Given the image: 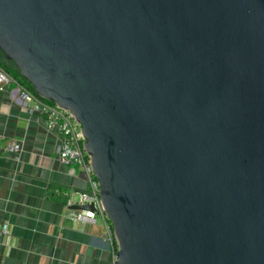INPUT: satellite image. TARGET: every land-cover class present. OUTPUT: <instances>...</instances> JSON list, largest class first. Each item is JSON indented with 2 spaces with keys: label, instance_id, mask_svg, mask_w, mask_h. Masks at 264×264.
Here are the masks:
<instances>
[{
  "label": "water",
  "instance_id": "95a60500",
  "mask_svg": "<svg viewBox=\"0 0 264 264\" xmlns=\"http://www.w3.org/2000/svg\"><path fill=\"white\" fill-rule=\"evenodd\" d=\"M0 54L80 124L115 264H264V0H0Z\"/></svg>",
  "mask_w": 264,
  "mask_h": 264
},
{
  "label": "crops",
  "instance_id": "0c3cea01",
  "mask_svg": "<svg viewBox=\"0 0 264 264\" xmlns=\"http://www.w3.org/2000/svg\"><path fill=\"white\" fill-rule=\"evenodd\" d=\"M15 82L0 85V143L16 140L20 151H0V264H110L105 230L72 219L68 195L89 183L75 164L58 157L57 131L45 124ZM76 197V196H74Z\"/></svg>",
  "mask_w": 264,
  "mask_h": 264
},
{
  "label": "built area",
  "instance_id": "2783aa9c",
  "mask_svg": "<svg viewBox=\"0 0 264 264\" xmlns=\"http://www.w3.org/2000/svg\"><path fill=\"white\" fill-rule=\"evenodd\" d=\"M11 82L14 81L0 67V85L10 84ZM22 98L26 102L33 103L35 110L44 116L45 124L48 128L57 131L58 157L60 162L64 165L75 164L86 175L89 183L88 189L84 192L68 195L66 206L69 209H73L75 206L92 205L94 207V211L76 210L78 212L73 214L72 219L80 223H96L97 219H99L105 230V238L111 254L110 264H115L117 253L116 239L112 225L106 217L100 201L98 183L91 168L90 156L84 148L85 140L81 133L80 124H78L68 110L62 109L55 104H46L24 90ZM20 149V144L16 140L0 143V151L7 154L19 153ZM6 234L5 225L0 223V238Z\"/></svg>",
  "mask_w": 264,
  "mask_h": 264
},
{
  "label": "trees",
  "instance_id": "16d2710c",
  "mask_svg": "<svg viewBox=\"0 0 264 264\" xmlns=\"http://www.w3.org/2000/svg\"><path fill=\"white\" fill-rule=\"evenodd\" d=\"M1 55V54H0ZM11 64V62L5 61L4 57L1 55L0 57V67L11 77V79L17 83L19 86L22 87V89L28 93H30L31 95H33L34 97H36L37 99L41 100L42 102L46 103V104H50L53 105V103L48 102L42 98H40L33 90L32 86L26 81L24 80L20 75L18 70L14 67H9L8 65Z\"/></svg>",
  "mask_w": 264,
  "mask_h": 264
},
{
  "label": "rangeland",
  "instance_id": "374dc122",
  "mask_svg": "<svg viewBox=\"0 0 264 264\" xmlns=\"http://www.w3.org/2000/svg\"><path fill=\"white\" fill-rule=\"evenodd\" d=\"M9 67H13L12 63L8 65Z\"/></svg>",
  "mask_w": 264,
  "mask_h": 264
}]
</instances>
